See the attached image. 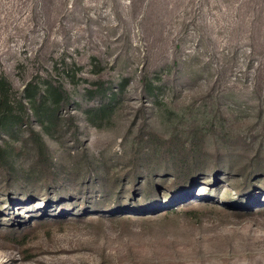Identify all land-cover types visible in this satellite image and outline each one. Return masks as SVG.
Returning a JSON list of instances; mask_svg holds the SVG:
<instances>
[{
	"label": "rangeland",
	"instance_id": "374dc122",
	"mask_svg": "<svg viewBox=\"0 0 264 264\" xmlns=\"http://www.w3.org/2000/svg\"><path fill=\"white\" fill-rule=\"evenodd\" d=\"M0 82V264H264V0H0Z\"/></svg>",
	"mask_w": 264,
	"mask_h": 264
},
{
	"label": "trees",
	"instance_id": "16d2710c",
	"mask_svg": "<svg viewBox=\"0 0 264 264\" xmlns=\"http://www.w3.org/2000/svg\"><path fill=\"white\" fill-rule=\"evenodd\" d=\"M9 91H10V88H9V86L5 83H3V82H0V121H2V119L4 118V117H6L5 115H7V117L9 116V115H11L10 113H11V108H10V106H9ZM48 91L49 90H47V93H48ZM49 93H51V95H53V91H49ZM32 95H34V93L32 94ZM33 97V96H32ZM32 97L30 98V99H32ZM49 97V102L50 103H57V98H55L54 99V96H52V97H50V96H48ZM183 193H184V191H182V190H179V191H177V192H174L173 193V197H172V201L171 202H175V201H177L178 199H179V197L181 196V195H183ZM148 204V202L147 203H145V204H143L142 206H143V208H147V205ZM135 207H133V209H134Z\"/></svg>",
	"mask_w": 264,
	"mask_h": 264
}]
</instances>
